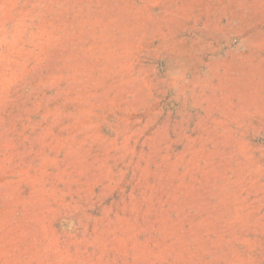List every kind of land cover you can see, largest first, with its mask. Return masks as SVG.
Masks as SVG:
<instances>
[{"label": "rangeland", "instance_id": "rangeland-1", "mask_svg": "<svg viewBox=\"0 0 264 264\" xmlns=\"http://www.w3.org/2000/svg\"><path fill=\"white\" fill-rule=\"evenodd\" d=\"M0 264H264V0H0Z\"/></svg>", "mask_w": 264, "mask_h": 264}]
</instances>
